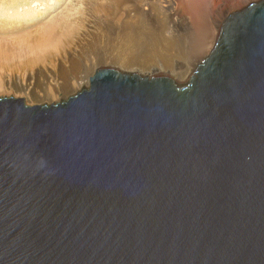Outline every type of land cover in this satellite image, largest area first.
Wrapping results in <instances>:
<instances>
[{"label":"water","instance_id":"1","mask_svg":"<svg viewBox=\"0 0 264 264\" xmlns=\"http://www.w3.org/2000/svg\"><path fill=\"white\" fill-rule=\"evenodd\" d=\"M0 264H264V0L185 82L99 67L0 95Z\"/></svg>","mask_w":264,"mask_h":264},{"label":"bare ground","instance_id":"2","mask_svg":"<svg viewBox=\"0 0 264 264\" xmlns=\"http://www.w3.org/2000/svg\"><path fill=\"white\" fill-rule=\"evenodd\" d=\"M117 2V0H107L104 5L102 4L103 7L101 6L104 15L113 17V22L117 24L115 31L113 27L108 26V28L111 27L115 35L114 38L111 36L108 38L109 41L104 43L103 56L106 58L108 56L112 63H117L126 69L137 71L167 70L179 82L183 79L187 80L196 65V60L190 59V57L198 52V50L195 51V48L190 50L188 45L191 42L187 43L183 36L166 35L167 27L165 24L151 27V24L145 22L146 17L137 11L138 14L135 17L127 18L124 21L122 15L116 18L117 12L113 7ZM197 8L202 13L203 3H197ZM204 24L198 30L197 40L203 43L205 34L210 31L212 38L206 46L209 49L215 41L219 27L213 29L210 20L209 24ZM39 29L38 27L36 32L30 33L31 35H20L18 38L15 36L14 40L13 38L8 39L10 35L4 36L5 40L0 39V93L12 92L16 96H23L30 102H39L49 98L50 95L56 97L59 93L64 94L71 87L77 88L89 83V76H91L92 71L89 70L88 73L86 69L88 66L90 68L92 61H89L90 59L82 61L76 57V53L75 56L68 54V49L74 42V40L72 41L74 36L70 37L68 34L69 37H64L65 40H61L58 39L57 35L54 37L55 27L52 26L48 31L46 30L47 32L44 31L45 29L40 31ZM70 30L64 32H70ZM174 35L176 34L174 33ZM61 37L63 38V36ZM203 49L204 47L200 50ZM88 50L92 52L94 47L87 48L82 54L88 55ZM103 56H100L99 59H103L101 58ZM86 58L89 57L86 56ZM189 60L192 62H188ZM5 77L8 78V86L4 83Z\"/></svg>","mask_w":264,"mask_h":264},{"label":"rangeland","instance_id":"3","mask_svg":"<svg viewBox=\"0 0 264 264\" xmlns=\"http://www.w3.org/2000/svg\"><path fill=\"white\" fill-rule=\"evenodd\" d=\"M107 0H0V39L5 40L3 37L10 35L8 39L14 40V37L36 32L45 29L48 31L50 28L55 27V35L61 40L67 37L74 36L73 44L68 49L69 56H75L82 61H92L90 68L86 71L92 75L99 67H113L124 72H138L142 75H152L156 73H164L163 75L169 76L176 80L178 83L185 82L186 79L178 81L167 70H133L121 67L117 63H112L109 57L103 56L105 51L103 48L104 43L108 42L111 36L115 35L113 32L117 29L112 18L104 15L101 10ZM114 4L116 18L122 15L123 21L127 18H133L137 12L142 13L146 17V23L151 24V27H157L160 24H165L166 35L170 36H183L185 40L191 42L190 50L196 49L198 52L192 54L190 59L196 60L197 64L209 51L206 46L210 43L211 32L205 34L202 42L197 40L200 26L212 23L213 29L219 27L223 19L230 12L240 9L251 1L255 0H117ZM144 2V3H143ZM146 2V3H145ZM153 2V3H149ZM203 3L202 13L197 8V3ZM103 4V5H102ZM102 6V7H101ZM153 6V7H152ZM35 7V8H34ZM121 11V12H119ZM153 11V12H152ZM159 11V12H158ZM124 13V14H123ZM166 14V15H165ZM180 18H179V17ZM162 17V18H161ZM165 17V19H164ZM170 17V18H169ZM153 19V20H152ZM163 19V20H162ZM103 21V22H102ZM153 21V22H151ZM166 21V22H165ZM170 22V23H169ZM204 22V23H202ZM215 23V24H214ZM120 24V23H119ZM175 24V25H174ZM121 25V24H120ZM113 27L114 31L111 30ZM68 27V28H67ZM57 28V29H56ZM169 28V29H168ZM60 31H59V30ZM62 29V31H61ZM71 29V32H64ZM108 29V30H107ZM46 31V32H47ZM174 31V32H173ZM67 33V34H66ZM174 33L176 35H174ZM184 33V34H182ZM61 34V35H60ZM69 34V36H68ZM73 34V35H72ZM178 34V35H177ZM33 35V34H32ZM107 35V36H106ZM108 35H110L108 37ZM13 36V37H11ZM63 36V38L61 37ZM56 37V38H57ZM65 37V38H64ZM20 38V37H19ZM107 38V39H106ZM21 39V38H20ZM188 39V40H187ZM77 44V45H76ZM94 47V50L87 54H82L87 48ZM202 47H204L203 50ZM206 48V49H205ZM103 49V50H102ZM208 49V50H207ZM72 50V51H71ZM200 50V51H199ZM79 52V53H78ZM73 53V55H72ZM84 55V57H83ZM111 55V54H110ZM201 55V56H200ZM68 56V55H67ZM66 56V57H67ZM89 57L86 58L85 57ZM100 56H103L99 59ZM202 57V58H200ZM200 58V60H199ZM64 59V58H63ZM199 60V61H197ZM188 62H192L189 60ZM194 64V65H195ZM195 67V66H194ZM90 70V71H89ZM188 79V78H187ZM8 78H4V83L7 85ZM89 83L82 86L87 87ZM82 86L77 88L71 87L67 89L64 94H57L56 97H50L44 101L30 102L26 98L14 93H0V95H12L15 97H23L28 104H40L43 102L50 103L59 101L69 95L74 94L81 89ZM68 92V93H67Z\"/></svg>","mask_w":264,"mask_h":264}]
</instances>
